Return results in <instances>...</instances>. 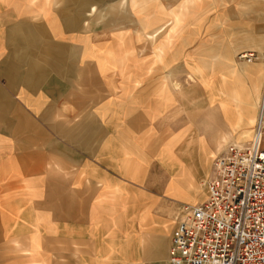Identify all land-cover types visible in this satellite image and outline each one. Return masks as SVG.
<instances>
[{
	"label": "crops",
	"instance_id": "crops-1",
	"mask_svg": "<svg viewBox=\"0 0 264 264\" xmlns=\"http://www.w3.org/2000/svg\"><path fill=\"white\" fill-rule=\"evenodd\" d=\"M137 2L0 0V264L10 261L16 244L29 245L25 256L44 250L56 256L60 228L74 238L75 227L109 220V213L117 222L141 221L145 235L163 236L166 255L176 207L195 204L198 196L189 193L187 180L203 199V177L196 185V165L187 159L194 138L178 134L171 150L166 130L156 132L151 107L117 96L111 62L119 56L106 33L130 27L127 13L149 11L134 8ZM106 14L121 17L107 20ZM241 103L248 114L245 108H257L256 100ZM252 134L240 130V139ZM154 152L167 178L157 196L148 190ZM198 152L201 163L207 151ZM164 153L169 161L174 154L177 177L165 167Z\"/></svg>",
	"mask_w": 264,
	"mask_h": 264
},
{
	"label": "rangeland",
	"instance_id": "rangeland-1",
	"mask_svg": "<svg viewBox=\"0 0 264 264\" xmlns=\"http://www.w3.org/2000/svg\"><path fill=\"white\" fill-rule=\"evenodd\" d=\"M137 4L134 8L149 11L127 13L130 27L106 33L119 56L111 62L117 69V96L151 107L156 132L166 130L171 150L178 134L194 138L187 159L196 165L197 185L227 144L250 140L240 139V130L254 131L255 125L249 127L246 121L252 115L257 119L264 94V0H140ZM106 15L107 20L121 17ZM162 25L164 30L154 39L147 37ZM243 98L250 103L256 100V109L245 108L250 114L241 108ZM239 115L243 122L237 125ZM221 136L227 143L218 146ZM199 149L207 151V159L201 163L196 156ZM170 156L169 161L164 153L165 163L170 164L165 167L177 177L178 162L173 153ZM159 159V152H154L149 160L153 170L148 179L153 185L148 190L155 196L163 193L167 182ZM187 188L191 195H198L193 203L202 200L201 191L191 189V179ZM107 216L111 219L92 222L87 228L75 227L74 238L66 237V227L60 228L56 256L46 250L29 251L30 256H25L29 245L21 248L16 244L7 253L10 261L4 257L2 263L167 264L169 238L164 255L163 236L145 235L139 220L117 222L112 219L114 214Z\"/></svg>",
	"mask_w": 264,
	"mask_h": 264
},
{
	"label": "built area",
	"instance_id": "built-area-1",
	"mask_svg": "<svg viewBox=\"0 0 264 264\" xmlns=\"http://www.w3.org/2000/svg\"><path fill=\"white\" fill-rule=\"evenodd\" d=\"M199 185L203 199L177 209L167 264H264V100L252 138L227 144Z\"/></svg>",
	"mask_w": 264,
	"mask_h": 264
},
{
	"label": "bare ground",
	"instance_id": "bare-ground-1",
	"mask_svg": "<svg viewBox=\"0 0 264 264\" xmlns=\"http://www.w3.org/2000/svg\"><path fill=\"white\" fill-rule=\"evenodd\" d=\"M178 87V86H177ZM176 90V89H175ZM264 100V94H263V97H262V100H261V104H262V101ZM250 120L249 121H256V118L253 116H251V118H249ZM253 136V135H252Z\"/></svg>",
	"mask_w": 264,
	"mask_h": 264
}]
</instances>
